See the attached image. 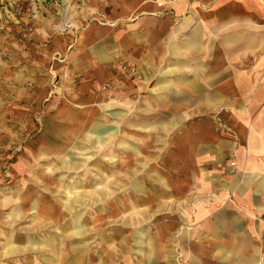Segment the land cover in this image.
Wrapping results in <instances>:
<instances>
[{"label": "rangeland", "instance_id": "obj_1", "mask_svg": "<svg viewBox=\"0 0 264 264\" xmlns=\"http://www.w3.org/2000/svg\"><path fill=\"white\" fill-rule=\"evenodd\" d=\"M79 3L66 17V0H0V264H191L165 254L167 187L236 129L232 101L171 100L129 61L101 82L75 72Z\"/></svg>", "mask_w": 264, "mask_h": 264}, {"label": "crops", "instance_id": "obj_2", "mask_svg": "<svg viewBox=\"0 0 264 264\" xmlns=\"http://www.w3.org/2000/svg\"><path fill=\"white\" fill-rule=\"evenodd\" d=\"M81 1L86 23L71 54L75 72L101 82L129 61L153 88L166 87L171 100H213V113L232 101L236 129L214 145L204 142L191 169L179 174L182 188L167 187L179 214L166 230L165 254L180 250L191 264H264V0H181L163 7L152 0H66V17L80 14ZM93 10L113 23L92 22L93 16L87 22ZM172 75H180L172 81L181 85L169 86ZM186 75L196 76L188 88ZM83 89L80 99L88 96ZM155 247L160 254L162 245Z\"/></svg>", "mask_w": 264, "mask_h": 264}, {"label": "built area", "instance_id": "obj_3", "mask_svg": "<svg viewBox=\"0 0 264 264\" xmlns=\"http://www.w3.org/2000/svg\"><path fill=\"white\" fill-rule=\"evenodd\" d=\"M152 1L156 3L159 7H163L165 5H172L181 0H152Z\"/></svg>", "mask_w": 264, "mask_h": 264}, {"label": "bare ground", "instance_id": "obj_4", "mask_svg": "<svg viewBox=\"0 0 264 264\" xmlns=\"http://www.w3.org/2000/svg\"><path fill=\"white\" fill-rule=\"evenodd\" d=\"M68 3H69V1H68ZM193 138V137H192Z\"/></svg>", "mask_w": 264, "mask_h": 264}]
</instances>
